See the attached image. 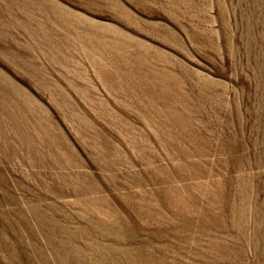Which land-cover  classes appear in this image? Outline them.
I'll list each match as a JSON object with an SVG mask.
<instances>
[{
	"label": "rangeland",
	"instance_id": "374dc122",
	"mask_svg": "<svg viewBox=\"0 0 264 264\" xmlns=\"http://www.w3.org/2000/svg\"><path fill=\"white\" fill-rule=\"evenodd\" d=\"M0 264H264V0H0Z\"/></svg>",
	"mask_w": 264,
	"mask_h": 264
}]
</instances>
